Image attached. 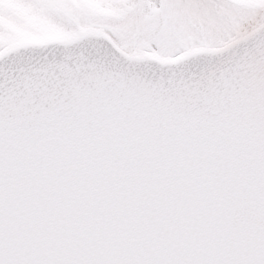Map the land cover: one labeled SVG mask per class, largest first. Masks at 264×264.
I'll use <instances>...</instances> for the list:
<instances>
[{"label":"snow or ice","instance_id":"1","mask_svg":"<svg viewBox=\"0 0 264 264\" xmlns=\"http://www.w3.org/2000/svg\"><path fill=\"white\" fill-rule=\"evenodd\" d=\"M0 264H264V0H0Z\"/></svg>","mask_w":264,"mask_h":264}]
</instances>
